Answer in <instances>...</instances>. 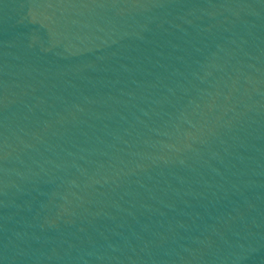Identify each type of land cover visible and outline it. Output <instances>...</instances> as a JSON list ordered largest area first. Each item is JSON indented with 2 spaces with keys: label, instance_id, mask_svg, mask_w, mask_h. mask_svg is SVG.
I'll return each mask as SVG.
<instances>
[{
  "label": "water",
  "instance_id": "1",
  "mask_svg": "<svg viewBox=\"0 0 264 264\" xmlns=\"http://www.w3.org/2000/svg\"><path fill=\"white\" fill-rule=\"evenodd\" d=\"M0 264H264V0H0Z\"/></svg>",
  "mask_w": 264,
  "mask_h": 264
}]
</instances>
